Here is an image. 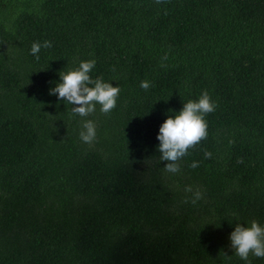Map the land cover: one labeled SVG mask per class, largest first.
<instances>
[{"label": "trees", "instance_id": "1", "mask_svg": "<svg viewBox=\"0 0 264 264\" xmlns=\"http://www.w3.org/2000/svg\"><path fill=\"white\" fill-rule=\"evenodd\" d=\"M88 60L121 89L109 114L51 94ZM205 90L207 138L167 173L159 128ZM253 220L264 227V0H0V264H264L231 247Z\"/></svg>", "mask_w": 264, "mask_h": 264}, {"label": "clouds", "instance_id": "2", "mask_svg": "<svg viewBox=\"0 0 264 264\" xmlns=\"http://www.w3.org/2000/svg\"><path fill=\"white\" fill-rule=\"evenodd\" d=\"M157 4L163 0H155ZM52 42L45 40L31 45L30 53L39 59L41 48H51ZM95 60L82 61L79 67L66 74H61L62 82L59 83L51 94H58V98L64 99L68 104L77 105L72 107V113L80 117H88L96 111V105H100V111L109 114L115 107L120 95V87H113L111 83L104 82L102 77L92 79L89 75L95 67ZM92 85V86H90ZM140 87L148 90L151 84L148 80L140 83ZM217 108L205 90L197 101H188L183 109L174 118H167L159 128L157 140L160 142L159 151L161 160L165 164L167 173L176 174L180 172V161L188 154L190 148H195L202 140L207 138V121L205 117L214 112ZM80 140L85 144L92 145L96 141V124L92 120H84L82 130L79 133ZM210 152H205L206 158H211ZM193 163L191 167H197ZM186 192L192 193L191 203L195 204L202 199L200 190H195L189 186ZM231 247L235 249V254L242 260L249 261V254L256 257H264V227L253 220L250 227H243L237 224L235 230L230 235ZM249 264L251 262L249 261Z\"/></svg>", "mask_w": 264, "mask_h": 264}]
</instances>
